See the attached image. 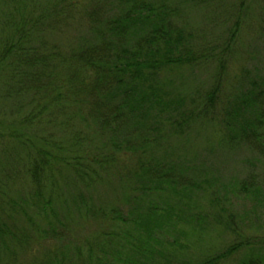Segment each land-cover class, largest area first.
I'll use <instances>...</instances> for the list:
<instances>
[{
	"label": "trees",
	"instance_id": "obj_1",
	"mask_svg": "<svg viewBox=\"0 0 264 264\" xmlns=\"http://www.w3.org/2000/svg\"><path fill=\"white\" fill-rule=\"evenodd\" d=\"M173 1L47 0L39 7L28 9L27 0H0V162L12 156L9 167H0V253L11 258L15 253L11 244L28 251L32 245L48 240L47 235L56 233L54 223L58 219L60 191L107 184L112 172L121 166L140 167V171L132 172V179L138 183L134 189L146 192L152 187L150 183L154 189L167 185L177 193L180 204L190 200L187 193L194 190L176 191L171 172L154 173L146 165L140 154L152 147H146V135L142 138L144 145L125 156H130L133 162L128 165L120 164L121 147L115 144L112 149L109 144L117 131L147 127L156 109L169 115L162 114L165 115L162 125L170 123L174 134L183 135L192 123V114L195 118L211 117L219 100L226 140L244 139L261 144L257 128L264 125L263 107V112L255 118L241 113V106L258 107L264 100V93L260 89L255 91L257 86H253L258 79L252 78L253 87L236 105L232 99L238 98L237 94L232 99L223 96L226 92L221 84L228 82L224 78L225 57L197 55L187 32L179 24L178 10L170 5ZM180 1L204 4L210 0ZM247 1L238 0L239 6L247 5ZM240 24L238 17L229 31H239ZM83 27L89 30V37L75 41L69 31ZM213 61L217 68L212 76L214 84L200 97L196 113L193 109L189 114L183 108L184 98L174 101L163 89L160 95L161 75L162 82L167 72ZM88 118L100 126L98 130L105 132L106 141L101 142L99 136L80 128ZM243 186L254 194L261 193L258 185ZM80 204L93 215L104 216V212ZM178 206L181 210V205ZM174 210L176 206L169 204L165 209L155 208L142 222L131 212L130 220L141 224L142 233L138 235L139 243L132 246L127 263L135 256L141 264H153L155 250L150 239ZM119 214L115 218L128 220ZM185 214V211L175 214L178 230ZM105 216V219L110 217ZM190 218L191 230L198 231L196 224L200 226V218ZM23 219H27L32 229L18 227ZM225 225L237 234L225 250L216 256L182 264H217L243 252L247 253L243 258V254L239 256L238 264H264V237H243L234 222L226 221ZM174 243L180 245L178 239ZM180 252L179 247L176 254ZM169 260L168 257L167 264Z\"/></svg>",
	"mask_w": 264,
	"mask_h": 264
},
{
	"label": "rangeland",
	"instance_id": "obj_2",
	"mask_svg": "<svg viewBox=\"0 0 264 264\" xmlns=\"http://www.w3.org/2000/svg\"><path fill=\"white\" fill-rule=\"evenodd\" d=\"M45 1L27 0L25 5L33 9ZM170 5L178 10L179 24L187 32L188 41L193 43L197 55L204 53L211 58L217 56V59L225 57L224 78L228 82L221 84V89L226 92L223 96H231L232 99V95L237 94L238 98L232 99L236 105L253 86H257L255 91L260 89L264 93V0H248L244 6H239L238 0H210L204 4L175 0ZM108 6L111 7L110 4ZM238 17L241 21L239 31H229ZM69 32L75 41L88 38L90 34L84 27ZM204 64L167 72L162 82L161 75L160 95L161 91H165V95L174 101L184 98L183 108L189 110V114L193 109L195 112L200 97L213 86L212 76L217 69L214 61ZM252 78L258 79L253 86ZM258 105L250 108L241 106V113L255 118L263 112L264 100ZM221 108L218 100L211 117L195 118L192 114V123L183 135L174 134L170 123L162 125L164 116L168 114L156 109L151 113L147 127L117 131L116 137L109 143L112 149H115V144L121 147L120 164L128 165L133 162L130 156H125L144 145L142 138L146 135V147L152 146L140 153L146 165L151 166L154 173L171 172L176 191L194 190V193H187L191 195L190 200L180 204L177 193L167 185H164L166 188L154 189L153 183H150L152 187L146 192L134 189L138 183L132 179V172L140 171V167L133 164L124 168L121 166L112 172L107 184L92 189L61 190V203L56 207L58 219L54 223L56 233L47 235L48 240L32 245L28 251L25 247L22 249L11 244L14 255L10 258V255L1 252L0 258L4 256L0 264H141L135 256L131 262L126 261L127 256L132 254V246L139 243L138 235L142 233L139 230L141 224L130 220L131 212L136 213L137 219L142 222L152 210L165 209L166 204L176 206V210L171 218L165 219L164 226L155 229L154 238L150 239L155 250L153 264H167L168 257V264H182L218 255L237 236L235 231L226 228V221L234 222L241 232L240 236L253 239L264 237V125L257 128L261 144H252L244 139L230 142L223 136ZM82 125L80 128L99 136L101 142L107 140L105 132L98 130L100 126L94 125L91 118L83 121ZM126 146L129 147L126 149ZM85 148L88 149L89 145ZM11 161L12 156H7L4 163L0 162V167H9L8 162ZM150 178L155 180L154 175ZM253 184L259 186L261 193L254 194L250 189H243V185L253 188ZM80 203L98 213L104 212V216L93 215ZM178 204L181 210L177 209ZM182 211L186 212V216H183L185 219L178 230L175 214ZM117 213L128 220L115 218ZM105 215L110 217L105 219ZM190 217L200 218V226L196 224L198 231L191 230ZM18 227L32 229L27 219L18 223ZM184 230L189 231L187 235L182 233ZM176 239L182 246L174 243ZM127 241L130 243L127 244ZM178 246L181 252L177 255ZM246 253L243 252L241 258ZM241 255H233L217 264H238Z\"/></svg>",
	"mask_w": 264,
	"mask_h": 264
}]
</instances>
